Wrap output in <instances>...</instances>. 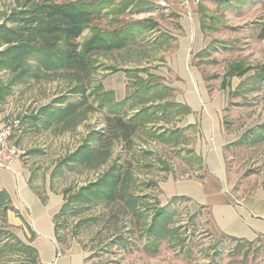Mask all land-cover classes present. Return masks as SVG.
Wrapping results in <instances>:
<instances>
[{
	"label": "rangeland",
	"instance_id": "rangeland-1",
	"mask_svg": "<svg viewBox=\"0 0 264 264\" xmlns=\"http://www.w3.org/2000/svg\"><path fill=\"white\" fill-rule=\"evenodd\" d=\"M67 2H82L93 13V21L78 43L83 44L92 32L99 31L126 35L127 46L97 55L89 76L83 74L82 85L78 80L58 76L64 70L55 74L34 59L18 72L2 65L1 61L11 58L13 50L9 53V48L29 37V20L36 7ZM262 2L213 0L199 8L210 44L193 62L211 92L225 90V128L239 141L227 151V167L240 174L241 180L264 179ZM177 3L180 1L0 0V120L22 118V137H17L16 143L27 145L28 153L41 143L49 155L57 156L58 184L65 196L56 219L59 241L64 248H80L90 264H264V239L252 243L231 241L215 232L206 211L196 212L187 201L171 203L159 198V181L167 170L183 163L177 153L158 146L147 153L154 142L153 134L139 130L130 147L114 141L106 161L101 156L90 158L91 151L100 145L97 139L107 130L111 109L123 104L116 102L113 95L100 96L105 91L103 79L121 68L151 69L159 65L164 56L159 55L154 42H166V26L171 21L167 14ZM129 75L128 94L160 85L158 79L141 80L135 73ZM144 84L148 88L144 89ZM100 100L104 107H98ZM71 102L84 103L80 116L62 122L53 119L57 127L43 133L35 131L32 124L46 106L57 111ZM125 103L119 105L116 114L128 117L135 103L130 107ZM90 107L95 110L90 111ZM184 168L180 166L183 176L189 175ZM117 172L125 178L120 188L125 189L132 207L118 197L108 202L103 196L110 191L107 186L112 185ZM161 212L165 217L159 223V232L151 236L149 229ZM29 258V252L15 239L0 211V264H26Z\"/></svg>",
	"mask_w": 264,
	"mask_h": 264
},
{
	"label": "crops",
	"instance_id": "crops-1",
	"mask_svg": "<svg viewBox=\"0 0 264 264\" xmlns=\"http://www.w3.org/2000/svg\"><path fill=\"white\" fill-rule=\"evenodd\" d=\"M179 4L167 14L171 21L166 26V42H154L159 55L164 56L159 65L151 69L121 68L106 76L102 86L116 102H127L129 107L135 103L126 118L137 119V131L153 134L154 142L149 145L152 150L147 153L158 146L181 156L183 164L171 167L159 181V198L171 203L187 201L196 212L206 211L211 227L224 238L252 243L264 239V179L241 180L240 174L227 167V151L239 142L225 128L227 95L225 90L211 92L193 62L210 44L201 24L199 8L204 5L193 6L189 17ZM133 73L144 80L158 79L160 85L128 94L129 74ZM49 117L35 118L32 125L36 132L57 127L53 120L48 122ZM150 117L156 119L148 120ZM17 137L21 138V133L12 138V143L21 145L16 143ZM45 147L40 143L27 158L0 167L1 204L6 206L0 211L18 243L33 250L25 249L30 254L26 264H90L80 248H64L59 241L56 219L65 196L58 184L57 156L49 155ZM193 160L199 163L191 165ZM180 166L189 175L183 176Z\"/></svg>",
	"mask_w": 264,
	"mask_h": 264
},
{
	"label": "trees",
	"instance_id": "trees-1",
	"mask_svg": "<svg viewBox=\"0 0 264 264\" xmlns=\"http://www.w3.org/2000/svg\"><path fill=\"white\" fill-rule=\"evenodd\" d=\"M262 7L264 9V0L262 2ZM92 14V11L83 6L82 2H67L36 7V9L33 10V16L29 20V22L32 23L28 28L29 37L26 41L19 43L17 41L15 46L13 45V47H10L11 49L9 48V53L10 50H13L12 54L10 53L11 58L7 61H1L2 65L13 72H18L21 69L23 70V67L27 65L29 60L34 59L41 67H44L45 70L54 71L55 74L58 73V70H64L65 73L58 76L71 80H78L82 85L81 80L85 79L83 74L89 76L97 55L121 50L128 44V37L124 34L117 33L116 35H111L108 32L99 31L92 32L90 37L83 44L78 43V39L93 21ZM11 34L12 36L19 37V34L15 32H11ZM260 37L264 38V25ZM7 43L14 44L12 40H8ZM13 48H15V50ZM239 74H241V72H239ZM146 88H148V86H145L144 89ZM100 89H102V87H100ZM103 92L104 93L100 94V96L105 98L112 96L111 92ZM103 102V100H100L98 107H104ZM83 105V102H71L66 105V107L59 108L57 111L53 110L52 107L46 106L41 111V115L50 116V120L56 119L59 120V122L65 120L70 121L71 117L76 118L80 116V108ZM119 105L123 104L115 105L111 109V115L106 119L107 130L101 133L99 139L100 145L97 149L91 151L90 158L92 156H101L104 159L103 161H106L111 154L114 141H121L126 147H130L133 144L132 139L137 133L140 124H138L137 119L134 117L132 119H127L120 114H116ZM93 110H95V108L90 107V111ZM145 111L146 110H143L142 113ZM142 113H140V115ZM76 122L74 124H76ZM124 179L122 173L117 172V175L114 176L112 181V185L110 184L107 186L110 191L104 193L103 196H105V200H108V202L118 197L132 207L130 205L131 201H127L125 189L120 188ZM87 189L91 191L90 187ZM83 192L85 191L83 190ZM3 199V195L0 194V209H6V206L1 204ZM158 214L159 216L156 217L152 225L153 227L149 229L151 236H156V233L159 232V223L162 222V217H165V214L162 212ZM24 248L33 251L29 247ZM31 260L35 261L36 258H32Z\"/></svg>",
	"mask_w": 264,
	"mask_h": 264
},
{
	"label": "built area",
	"instance_id": "built-area-1",
	"mask_svg": "<svg viewBox=\"0 0 264 264\" xmlns=\"http://www.w3.org/2000/svg\"><path fill=\"white\" fill-rule=\"evenodd\" d=\"M213 0H180L179 8L187 16H192V7ZM166 6V2H162ZM23 119L10 116L0 120V167H10L16 160L25 159L28 149L12 143V138L22 132Z\"/></svg>",
	"mask_w": 264,
	"mask_h": 264
}]
</instances>
